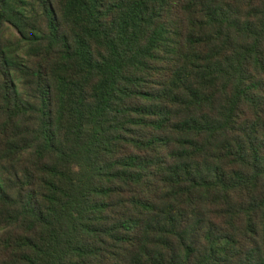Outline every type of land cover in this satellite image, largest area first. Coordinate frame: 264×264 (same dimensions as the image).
I'll return each instance as SVG.
<instances>
[{"label":"trees","instance_id":"1","mask_svg":"<svg viewBox=\"0 0 264 264\" xmlns=\"http://www.w3.org/2000/svg\"><path fill=\"white\" fill-rule=\"evenodd\" d=\"M0 264H264V0H0Z\"/></svg>","mask_w":264,"mask_h":264}]
</instances>
